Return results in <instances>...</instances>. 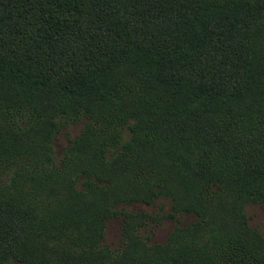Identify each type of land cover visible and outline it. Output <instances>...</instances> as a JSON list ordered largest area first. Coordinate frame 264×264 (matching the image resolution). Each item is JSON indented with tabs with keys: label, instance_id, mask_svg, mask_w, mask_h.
<instances>
[{
	"label": "trees",
	"instance_id": "1",
	"mask_svg": "<svg viewBox=\"0 0 264 264\" xmlns=\"http://www.w3.org/2000/svg\"><path fill=\"white\" fill-rule=\"evenodd\" d=\"M157 197L195 220L147 243L137 227L158 218L116 207ZM250 203L264 0H0V264H264Z\"/></svg>",
	"mask_w": 264,
	"mask_h": 264
},
{
	"label": "rangeland",
	"instance_id": "2",
	"mask_svg": "<svg viewBox=\"0 0 264 264\" xmlns=\"http://www.w3.org/2000/svg\"><path fill=\"white\" fill-rule=\"evenodd\" d=\"M85 118L81 117L74 121L64 122L59 130L54 134L52 139V147L55 160L61 155L62 149L75 135L81 130ZM116 210L122 211H144L152 217L158 218L157 223H145L137 227V232L144 237L147 243H163L167 239L170 231L175 224L186 225L195 220L192 213H183L176 218L168 217L170 211V202L163 197H157L150 204L132 202L126 205H118ZM244 212L247 222L254 227L264 237V205L250 203L244 206ZM121 214L109 217L106 220L104 228V236L102 243L110 250L119 248L122 242L120 233Z\"/></svg>",
	"mask_w": 264,
	"mask_h": 264
}]
</instances>
